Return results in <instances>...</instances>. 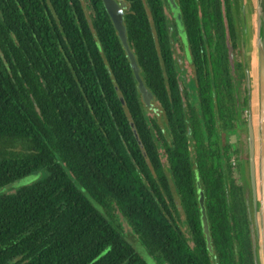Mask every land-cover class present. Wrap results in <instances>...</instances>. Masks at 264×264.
<instances>
[{"label": "trees", "instance_id": "obj_1", "mask_svg": "<svg viewBox=\"0 0 264 264\" xmlns=\"http://www.w3.org/2000/svg\"><path fill=\"white\" fill-rule=\"evenodd\" d=\"M120 1L139 76L167 117L172 175L191 202L193 169L207 185L206 160L214 158L204 156L200 123L192 110L185 116L178 87L170 80L166 88L162 77L163 1ZM178 1L197 61L196 0ZM194 89L211 136L210 90L202 79ZM144 109L101 0H0V188L48 173L0 196V264H144L123 240L113 206L151 253L169 264L187 261L188 246L164 231L163 175Z\"/></svg>", "mask_w": 264, "mask_h": 264}, {"label": "flooded vegetation", "instance_id": "obj_2", "mask_svg": "<svg viewBox=\"0 0 264 264\" xmlns=\"http://www.w3.org/2000/svg\"><path fill=\"white\" fill-rule=\"evenodd\" d=\"M162 1L166 21L165 44L168 47V53L161 58L162 77L166 88L168 86L166 81L170 80H173L172 83L178 87L185 116L189 118L192 110L193 116L200 123L201 137L198 140L208 150L204 156L208 157V154L212 153L214 158L211 163L206 160L207 168H212L207 172V185L197 176L196 169H193V200L191 197V202L184 201L169 164L167 151L171 135L167 131V117L160 104L145 88L152 96L149 105L144 109V115L157 147L163 175L161 214L165 223L166 237L172 232L176 236V242L183 241L188 246L190 256L181 264H261L253 193L249 180L247 145L246 153L240 154L237 146L232 148L231 144L225 141V137H229L228 132L234 127H236V135L239 134L238 129L242 125L246 131V121L241 124L238 115L240 108H247L246 73L242 62L243 44L238 42L241 28L237 21L241 14V1L196 0L198 28L194 44H197V61L194 57L195 51L183 28L184 21L179 9V1L174 0V3L181 28L177 25L167 1ZM152 35L156 38L154 32ZM185 69L190 71L191 77L184 83ZM200 79L204 89L208 87L210 90L209 95L215 109L213 111L215 132L211 136L205 132L200 106L201 95L194 89L195 83L199 84ZM154 104L160 114L159 121L156 115L149 119L147 114L149 110H155ZM218 107L221 108L220 111ZM159 149L164 153V161L159 156ZM216 150H219L218 156L214 154ZM195 155L194 151L193 157L191 156L192 162ZM217 177L221 184L214 186L212 178L215 180ZM197 183L203 195L209 249L201 226ZM189 202L193 208L191 220L187 211ZM159 258L163 264H169L166 259Z\"/></svg>", "mask_w": 264, "mask_h": 264}, {"label": "water", "instance_id": "obj_3", "mask_svg": "<svg viewBox=\"0 0 264 264\" xmlns=\"http://www.w3.org/2000/svg\"><path fill=\"white\" fill-rule=\"evenodd\" d=\"M171 12L180 26L179 14L174 0H166ZM104 10L109 17L121 47L123 48L136 82L137 91L142 103L146 106L152 98L145 89L139 76L135 57L128 47L123 26V11L126 3L117 0H101ZM252 44H249L250 52L253 51L254 64L251 72L246 68V145L249 169L250 186L253 193V208L256 215V227L260 246L261 264H264V0H254L252 4ZM181 28V26H180ZM136 138V135L134 133ZM197 185L198 204L200 206L201 226L205 234L207 248L209 249V237L203 209V195Z\"/></svg>", "mask_w": 264, "mask_h": 264}, {"label": "rangeland", "instance_id": "obj_4", "mask_svg": "<svg viewBox=\"0 0 264 264\" xmlns=\"http://www.w3.org/2000/svg\"><path fill=\"white\" fill-rule=\"evenodd\" d=\"M240 18L237 23L240 26V35H239V44H243V58L242 62L244 64L245 70L246 68L249 69L251 72L252 66L254 64V59H253V51L250 52L249 44H252V4H254V0H240ZM180 55V53H178ZM185 74H184V83L190 79V71L188 69H185ZM246 96V105H247V94L245 93ZM152 111H148V117L149 119L156 115L158 118V121L160 120V114L156 110V104H154V107ZM240 123L243 124L244 120L246 121L247 117V108H240L238 111ZM160 125V124H159ZM243 127V128H242ZM244 125L241 126L239 130V134L236 135V127L231 129L228 132L229 137H225V141H228L230 146L232 148L238 147V150H240V154L246 153V131L244 129ZM159 143V142H158ZM18 150V147L17 149ZM246 155V154H245ZM159 156L162 161H164V153L162 149H159ZM48 176V173L46 169H39L36 170L35 172L26 175L20 179H17L14 182H11L8 185H5L0 188V196L1 195H7V194H12L16 193L19 189L23 187H28L32 186L42 180H44ZM79 188V187H78ZM88 198V196H86ZM88 200H90L88 198ZM95 205V204H94ZM97 210L100 208L95 206ZM101 210V209H100ZM110 214L113 219L121 226L122 230L119 229L123 240L126 242L128 246L131 247L133 252L139 257V259L144 263V264H163L162 261H160V258L156 256L155 253H151L149 248L146 246L145 242L143 239L138 236L135 231L128 226L127 221L125 218L119 213V211L113 206V209L110 211ZM109 219V218H108ZM110 220V219H109ZM115 222V223H116ZM117 229V228H116Z\"/></svg>", "mask_w": 264, "mask_h": 264}]
</instances>
